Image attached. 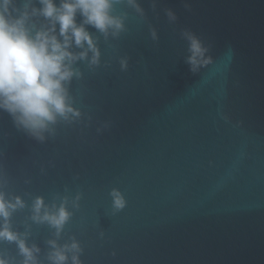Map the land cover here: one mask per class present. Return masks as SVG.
Here are the masks:
<instances>
[{"label":"water","instance_id":"obj_1","mask_svg":"<svg viewBox=\"0 0 264 264\" xmlns=\"http://www.w3.org/2000/svg\"><path fill=\"white\" fill-rule=\"evenodd\" d=\"M113 15L115 35L86 26L100 57L67 85L79 117L40 140L0 111V181L25 204L12 230L39 264L50 240L78 242L81 264H264V0H120ZM186 33L212 60L197 74ZM36 197L66 202L59 236L32 221ZM0 256L24 259L7 241Z\"/></svg>","mask_w":264,"mask_h":264},{"label":"clouds","instance_id":"obj_2","mask_svg":"<svg viewBox=\"0 0 264 264\" xmlns=\"http://www.w3.org/2000/svg\"><path fill=\"white\" fill-rule=\"evenodd\" d=\"M120 0H0V111L8 113L17 127L37 139L58 120L68 121L79 117L70 100L67 85L79 71L77 62L99 63L100 52L86 26L100 33L114 35L124 27L123 21L113 15V7ZM133 3L134 0H129ZM175 19V14L168 12ZM80 17L79 22L77 17ZM43 17L47 24L38 26L35 18ZM155 38V33H153ZM189 71L197 74L201 68L212 63L208 49L194 33H186ZM79 51H76V50ZM91 53V56H89ZM122 61V68H126ZM112 208L119 212L127 201L119 189L110 192ZM21 197L8 198L0 181V241L15 243L22 264H39L40 249L29 247L26 234L12 230L11 218L18 209L24 208ZM32 221L47 224L59 236L71 217L66 202L59 207L45 205L42 197L32 203ZM52 251L50 264H81V248L73 240L62 247L50 240ZM0 264H14L0 256Z\"/></svg>","mask_w":264,"mask_h":264}]
</instances>
